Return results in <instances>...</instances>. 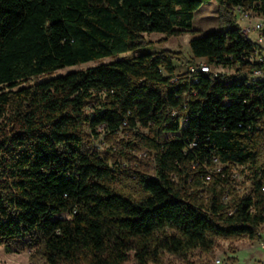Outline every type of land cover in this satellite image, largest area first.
Returning a JSON list of instances; mask_svg holds the SVG:
<instances>
[{"label":"trees","instance_id":"trees-1","mask_svg":"<svg viewBox=\"0 0 264 264\" xmlns=\"http://www.w3.org/2000/svg\"><path fill=\"white\" fill-rule=\"evenodd\" d=\"M210 1L227 29L191 38L192 59L235 74H178L166 49L116 59L144 35L194 34ZM236 7L264 16V0H0L1 247L31 250V264H162L242 238L264 251V82L247 80L264 49ZM99 128L132 133L155 177L131 179L86 147ZM233 167L248 171L242 194Z\"/></svg>","mask_w":264,"mask_h":264},{"label":"rangeland","instance_id":"rangeland-1","mask_svg":"<svg viewBox=\"0 0 264 264\" xmlns=\"http://www.w3.org/2000/svg\"><path fill=\"white\" fill-rule=\"evenodd\" d=\"M239 20V19H238ZM192 33H182L178 37H172L164 41V36L152 33L144 35L146 41L150 44L142 47L135 52H127L117 55L116 59L124 57H131L145 53L151 49L160 50L166 49L178 53L175 60L177 72L182 73L188 65L193 63L190 52L189 41L193 37H202L204 35L216 32H223L227 28L220 27L217 23V7L214 1L205 3L201 8L194 13L193 16ZM239 25L247 26V22ZM241 26V27H242ZM249 40H255L256 34L253 31L243 32ZM264 48V36L263 45ZM113 59H102L100 61L88 62L80 66L65 67L56 70L55 72L46 76H39L32 79L30 83L35 80L42 81L44 79L64 75L71 71L85 70L94 67L100 63H108ZM211 72L231 76L235 74L232 69L224 68H210ZM142 134H147L145 131H140ZM86 147L94 151L99 157L106 158L110 165H113L120 171H124L131 179L136 176H145L149 178L155 177L154 156L150 149L142 146L138 139L130 132L121 131L111 137L101 128L96 129V134L91 133L87 129ZM131 142L133 145L128 147L127 144ZM130 143V144H131ZM219 167H214L218 170ZM231 179L236 190L239 193H244L248 190V171L239 167H233L230 172ZM259 234L264 239V225L260 228ZM31 250H18L12 244L10 250L7 251L0 246V264H31L30 261ZM219 259L221 264H264V251L259 241H249L242 238L235 241L216 240L211 253H203L199 250L190 252L185 258H181L169 253L162 254V264H214V261ZM125 264H136L133 255L130 254L128 261Z\"/></svg>","mask_w":264,"mask_h":264},{"label":"built area","instance_id":"built-area-1","mask_svg":"<svg viewBox=\"0 0 264 264\" xmlns=\"http://www.w3.org/2000/svg\"><path fill=\"white\" fill-rule=\"evenodd\" d=\"M233 12L237 15V20L242 24L243 22H247V26H240L242 32H250L253 31L257 36L256 39L252 42L257 43V46L262 48L263 45V36H264V16L258 12L253 11L250 7H236L233 9ZM264 59V54L259 55L258 52L252 55L250 60L254 62H262ZM211 67L207 64L205 60H197L193 59V63L188 65L187 68L182 73H186L188 75H194L195 71H206L207 73L211 72ZM178 73V74H182ZM176 78H173L172 81H175ZM247 80L249 83H253L256 81L264 82V71L260 69H254L247 75ZM126 126V123L122 125ZM102 129V128H101ZM242 169V168H241ZM260 192L264 197V181L262 182ZM214 264H221L219 259L214 261Z\"/></svg>","mask_w":264,"mask_h":264},{"label":"bare ground","instance_id":"bare-ground-1","mask_svg":"<svg viewBox=\"0 0 264 264\" xmlns=\"http://www.w3.org/2000/svg\"><path fill=\"white\" fill-rule=\"evenodd\" d=\"M255 44H257V43H255ZM257 52L256 51H254V54H256ZM196 72H200V73H207L206 71H195V74H196Z\"/></svg>","mask_w":264,"mask_h":264},{"label":"crops","instance_id":"crops-1","mask_svg":"<svg viewBox=\"0 0 264 264\" xmlns=\"http://www.w3.org/2000/svg\"><path fill=\"white\" fill-rule=\"evenodd\" d=\"M264 49V48H263ZM261 236V235H260ZM261 238H262V236H261ZM262 240H263V242H264V239L262 238Z\"/></svg>","mask_w":264,"mask_h":264}]
</instances>
